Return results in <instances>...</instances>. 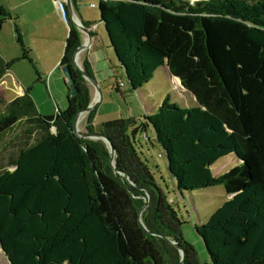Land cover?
Returning a JSON list of instances; mask_svg holds the SVG:
<instances>
[{"label": "trees", "instance_id": "16d2710c", "mask_svg": "<svg viewBox=\"0 0 264 264\" xmlns=\"http://www.w3.org/2000/svg\"><path fill=\"white\" fill-rule=\"evenodd\" d=\"M97 10L145 110L139 123L118 118L100 126L114 148L115 168L127 178L109 168L107 146L72 131L90 95L71 60L80 36L70 23L59 64L69 67L76 94L68 95L63 82V108L41 114L29 85L0 112V142L17 125L35 132L0 153V253L8 264H175L170 239L184 249L182 264H199L182 237L184 220L137 151L138 135L150 128L175 194L190 199L209 262L264 264V0H98ZM11 18L0 1V27ZM12 19L20 58L32 63ZM11 63L0 56V77ZM82 68L93 76L86 59ZM161 68L166 81L178 83L166 84L159 96L154 80L146 98L144 88ZM120 86L115 81L113 89ZM92 111L86 131L93 129ZM227 156L234 163L215 175L214 165ZM215 185L231 196L210 210L206 198L195 208L192 191ZM144 190L150 196L145 228L135 197Z\"/></svg>", "mask_w": 264, "mask_h": 264}, {"label": "rangeland", "instance_id": "374dc122", "mask_svg": "<svg viewBox=\"0 0 264 264\" xmlns=\"http://www.w3.org/2000/svg\"><path fill=\"white\" fill-rule=\"evenodd\" d=\"M3 4L7 7L9 5V0H1ZM20 0H18L19 2ZM23 1V0H22ZM189 5L194 4L195 1H206V0H182ZM1 2V3H2ZM28 2V1H27ZM23 2V4H20V6H25V9H34L32 2ZM90 2L95 3L94 7L90 6ZM98 0H81L80 1V8L86 13L87 16L95 18L98 16V10H97ZM41 7V6H40ZM48 7L46 5H42L41 8ZM8 8V7H7ZM9 10V8H8ZM25 11L22 13L23 17L26 18L25 21V28L30 29L34 26L30 25V19L25 13ZM38 16L39 13H36ZM45 19H47V23H49L50 30L48 31L51 35V38H54V33L60 31V27L56 22H53L49 17L45 16ZM21 20V19H20ZM77 21V18H75ZM43 21V20H42ZM24 23L23 21H18V24L21 26V23ZM37 37V35H35ZM40 42H37L34 44L35 47H33L32 52L40 56L42 53H45L47 55L51 54L50 51L53 49H59L60 48V55L63 52V44L65 40L60 42L59 38L52 39V42L49 41L46 38V33H42L40 31V35L38 36ZM25 48L28 49L26 45H24ZM112 53V51H111ZM21 49L18 43L16 42L15 38V32L13 27L12 20L6 19L1 23L0 27V56L5 61H12V63L9 65L8 70L0 77V112L3 110L4 105L9 102L14 97L18 96V89L16 86L15 80H13L9 76V70L11 71L12 75L16 77V81L22 86V87H28L30 88V95L32 99L36 103V107L38 111L41 114H49L54 113L56 111V108H58L60 105L62 106V103L65 104V96L63 95L64 91H67L64 87V84L62 81L57 77V74L54 73L49 78L48 74H46V77H44V80H36V75L39 74L35 72V68L37 69L38 66L45 67L46 64L39 63L38 60L33 59V63L28 62V60L20 58ZM111 55L114 54L112 53ZM72 57V55H71ZM82 54L77 56V61L75 58L76 63L82 67ZM101 58V57H99ZM104 58V57H103ZM115 59V58H114ZM37 62V63H36ZM104 67L99 77H97L96 82L100 88V95L97 103L87 111H82L79 115V118L76 123L77 130H84V121L89 113V111L93 110L92 112V123H93V129L92 131L100 132V126L102 123L113 120V119H127V118H136L137 123H139L142 120V115L145 113L143 103L141 101V98L139 97V94H134L132 90L129 89L128 83L125 81V77H115V70L110 66L107 59H103L102 61H99V64H104ZM117 74L120 76V72L117 69ZM163 68H161L157 73L156 76L151 79V83L147 84L144 88V92L148 93L146 98L151 96L153 93V83L155 80V83H159V89L160 94L159 96L165 92L164 86L168 83L172 84L173 86L177 85L178 80L176 78H168L167 81L164 77ZM155 78V79H154ZM118 80L119 82H123L120 86V92H117L113 89L112 85H114L115 81ZM165 80V81H164ZM87 85L90 88V101L91 104L94 103V93L95 87L89 82L86 81ZM118 83V82H117ZM154 83V84H155ZM110 84V85H109ZM158 87V86H157ZM156 90V89H155ZM157 91V90H156ZM173 93L176 98H179V93L177 91L173 90ZM65 94V93H64ZM153 96V95H152ZM153 98V97H152ZM154 99V98H153ZM38 102L40 105H38ZM57 104V105H56ZM59 105V106H58ZM64 106V105H63ZM28 126L23 125L14 128V130L6 134L4 138L1 139L0 145H3V143H6L4 149L0 152L2 155L4 153H10L15 150L16 146L20 144L21 142L25 141L26 139H32L35 135V132L32 131L27 135V129ZM53 130V128H51ZM146 134H139L138 140H139V146L137 148V151L141 152V155L145 156L147 160V164L151 171L154 173L155 180L159 184V186L162 188V190L165 192V195L167 197V200L171 203L172 207L177 211V214L179 217H181L184 222L180 226L181 234L183 239L193 247V249L196 251V258L199 264H211L209 262L207 253L204 249L203 243L200 239V237L195 232L193 226L197 223L196 216L194 214V211L192 209V206L190 205V199L188 196L185 198H181L180 196H177L174 192V184L172 180L170 179L169 173L166 169V162L164 154L161 150V148L157 145L155 142L154 136L150 128H146ZM83 138L89 139L91 141H97L100 144H102L104 147H106V143L102 138H93V137H87L82 136ZM4 146V145H3ZM7 150L5 151V149ZM5 151V152H3ZM110 156V154H109ZM6 159L4 158V161ZM1 162V161H0ZM234 163V159L231 156H227L221 160H219L213 167V173L215 175L220 174L225 169L230 167ZM112 161L108 160L109 168L112 170V172L118 173L119 175H122V173H119L118 171L114 170V164L112 165ZM12 169V167H9ZM212 169V168H211ZM194 195V207L197 209H201V199H210L208 203H206L204 209L210 210L214 208L215 206H218L221 202H223L225 199L229 198L231 194H228L225 192V190L222 188L221 185H215L207 188H201L192 191ZM138 198L143 206V208L140 211V219L143 223V214L145 211H148V208H150L149 203V194L146 190L143 191L141 194H137L135 196ZM140 207V208H141ZM144 224V223H143ZM170 240V239H169ZM167 250H170L172 255L174 257H177V261L181 258V252L167 240ZM170 246L175 247V250H172ZM184 259V258H183ZM0 264H8L5 257L0 253Z\"/></svg>", "mask_w": 264, "mask_h": 264}, {"label": "crops", "instance_id": "0c3cea01", "mask_svg": "<svg viewBox=\"0 0 264 264\" xmlns=\"http://www.w3.org/2000/svg\"><path fill=\"white\" fill-rule=\"evenodd\" d=\"M27 1L32 2L34 9H31V8L25 9V6H22V7L20 6V4H23V2H27ZM70 1H71L74 16L77 17L78 21H80L89 30V35H90L89 38L85 33L79 31L80 42L85 44V47L79 53V56L82 54V57H81L82 61L86 59L89 62L92 68L93 77L95 78V80L97 79V77H99L101 70L105 68L104 67L105 63L99 64V61L100 60L102 61L103 59H107L110 66L113 68V70H115V73L117 74L118 66L115 62L113 55H111L112 54L111 49L105 37L103 25L99 23L100 21L99 16L93 19L92 17L87 16L86 13L80 8L81 0H70ZM92 3L93 2H90V6ZM43 4L48 7L41 8ZM93 4L95 5V3ZM7 7L9 8L11 17L16 18L17 24H18V21H21V20L23 21V18H24V23L22 22L21 26L18 24V27L21 32L22 41L24 45H26L29 49L28 54L32 59V63H33V59L35 60L37 59L39 63L46 64L45 67L38 66L37 69L35 68V71L39 73L38 74L39 81L44 80L45 79L44 77H46V74H48L50 78L52 74L56 73L57 77L63 83L64 77L62 75L60 64H59L63 52L60 55V48L58 50L52 49L50 51L51 54L49 55L42 53L40 56L32 52V50H33V47H35L34 44H36L37 42H40L41 40L38 38V36L40 35V31H42V33H46V38L51 42H52V39H55V38H59V42H60V37H61V41H63V39L65 40L67 37L68 31H69V24L70 23L73 24L70 21L68 14L66 13L65 14L66 17L63 19L59 15L58 9L56 8L53 0H23V1L20 0L19 2L18 0H9V5ZM91 7H94V6H91ZM24 11L30 19V23H31L30 25L34 24V26L31 29L30 27L27 29L25 28L26 18L23 17V14H22ZM36 13H39L40 15L38 16ZM45 16L49 17L51 20H53V22H56V24H58L60 27V31L57 33L56 32L54 33V38H51V35L48 32L50 30V27H49V23H47V19L44 18ZM12 18L9 20H12V22H14ZM35 35H37V37H35ZM9 76L13 80H15L16 86L18 89V94L20 95L23 92V89L26 87H22L16 81L15 79L16 77L12 75L10 70H9ZM87 87H88V90H90L88 85ZM64 93L63 95L65 96L67 94V91H64ZM89 95H90V91H89ZM38 105H40L39 102H38ZM63 105L64 104L62 103V106L61 105L60 106L58 105V106L60 108H63Z\"/></svg>", "mask_w": 264, "mask_h": 264}, {"label": "water", "instance_id": "95a60500", "mask_svg": "<svg viewBox=\"0 0 264 264\" xmlns=\"http://www.w3.org/2000/svg\"><path fill=\"white\" fill-rule=\"evenodd\" d=\"M65 5H66V9H67V14H68V17L70 19V21L73 23V25L78 29V31L80 32H83L85 33L88 38L90 37L89 35V30L80 22V21H75L73 19L74 17V13H73V10H72V5H71V1L70 0H65ZM77 18V17H76ZM99 23L102 24L101 21H99ZM105 37L107 39V42H108V45H109V40H108V37L106 36L105 34ZM85 47V44L80 42L79 45L74 49L73 53H72V57H71V60H72V63L74 65V67L80 71L83 79L85 81H89L94 87H95V91L96 93H98L100 95V88L95 80V78L91 75H89L87 72H85L83 70L82 67H80L76 61H75V58H76V55L78 54V52H80L83 48ZM110 47V46H109ZM112 53L114 54L112 48L110 47ZM114 58H115V62L118 66V70L120 72V76H121V79L122 77L124 76L125 77V81L127 82V78H126V74L124 72V69L123 67L118 63L115 55H114ZM60 69H61V72H62V75L64 77V83L66 84L67 86V90H68V95L70 96H73L74 94H76V88L74 86V81H73V78L71 76V73H70V70H69V67L67 65H61L60 66ZM120 85H122L123 82H119L117 81ZM128 83V82H127ZM99 97L97 99H95L94 103L91 104V101H89V103L82 109H79L76 114H75V117H74V121H73V125H72V131L73 133H75L76 135L78 136H87V137H93V138H102L104 140V142L106 143L107 145V148H108V151H109V154H110V160L112 161V163L114 164V148L112 147L110 141L106 138V136L100 132H96V131H86V130H77V127H76V123H77V120L79 118V115L82 111H87V110H90L91 108H93V106L97 103ZM154 136V134H153ZM162 150V149H161ZM163 152V150H162ZM164 154V152H163ZM164 157H165V154H164ZM165 162H166V158H165ZM112 164V165H113ZM114 167V170L115 171H118L119 173H122L124 175V177L127 178L126 174L123 173L122 171L118 170L115 168V165L113 166ZM168 171V170H167ZM169 173V172H168ZM143 208V206L139 209L138 211V221L140 223V225L144 227L141 219H140V211L141 209ZM171 244H173L180 252H181V258L179 259V261L175 264H182L183 262V258H184V249L183 247L178 244L176 241L174 240H169L167 239ZM204 246V245H203ZM205 249V248H204ZM206 251V250H205ZM207 253V252H206ZM212 264V263H211Z\"/></svg>", "mask_w": 264, "mask_h": 264}, {"label": "built area", "instance_id": "2783aa9c", "mask_svg": "<svg viewBox=\"0 0 264 264\" xmlns=\"http://www.w3.org/2000/svg\"><path fill=\"white\" fill-rule=\"evenodd\" d=\"M53 2L56 8L58 9L59 15L64 19L66 17L65 14L67 13L65 0H53ZM91 6H95V5L92 3Z\"/></svg>", "mask_w": 264, "mask_h": 264}, {"label": "bare ground", "instance_id": "6f19581e", "mask_svg": "<svg viewBox=\"0 0 264 264\" xmlns=\"http://www.w3.org/2000/svg\"><path fill=\"white\" fill-rule=\"evenodd\" d=\"M75 18H76V17L74 16L73 19L75 20ZM75 21H76V20H75ZM77 21H78V19H77ZM79 53H80V52H78V54L76 55V61H77V56L79 55ZM98 97H99V94L95 92V95H94L93 100H94V99H97Z\"/></svg>", "mask_w": 264, "mask_h": 264}]
</instances>
